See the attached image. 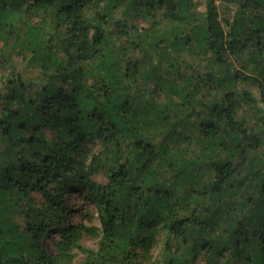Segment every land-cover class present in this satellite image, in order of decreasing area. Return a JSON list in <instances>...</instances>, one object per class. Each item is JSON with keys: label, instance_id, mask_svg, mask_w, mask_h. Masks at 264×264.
<instances>
[{"label": "trees", "instance_id": "trees-1", "mask_svg": "<svg viewBox=\"0 0 264 264\" xmlns=\"http://www.w3.org/2000/svg\"><path fill=\"white\" fill-rule=\"evenodd\" d=\"M0 71V264H264V0H0Z\"/></svg>", "mask_w": 264, "mask_h": 264}, {"label": "rangeland", "instance_id": "rangeland-1", "mask_svg": "<svg viewBox=\"0 0 264 264\" xmlns=\"http://www.w3.org/2000/svg\"><path fill=\"white\" fill-rule=\"evenodd\" d=\"M237 60V59H236ZM236 61L233 60L232 64L234 69L237 68L238 66V63L236 64L235 63ZM199 69H203V65L201 64V66L199 65L198 66ZM5 74L6 71H0V75L1 74ZM247 89L246 86H240L238 87V89ZM248 90H250L253 94L255 93L254 91V88H249ZM252 106L253 104L251 103H244V105L242 106L243 110L246 112V119L248 121H257L258 122V118L260 116H257L255 117V113L254 111L252 110ZM71 207L73 209V212H71L69 215H68V221L70 222H84V223H87L90 219L91 222H94L97 224V221H96V216L92 214V211L91 210H86V208L84 206H82L76 199L74 196L71 197ZM86 212L87 215H89L88 218L84 219V217H82V214L81 213H84ZM56 239L55 236H50L49 240L47 242H44L45 243V246L47 249H51V250H54L53 248V242L54 240ZM82 245L87 247V248H90L92 250H95L96 247H97V239H94L90 236H84L82 241H81ZM159 251V245L154 249V254L157 253ZM80 257V256H79ZM205 261L201 260V264H203Z\"/></svg>", "mask_w": 264, "mask_h": 264}]
</instances>
